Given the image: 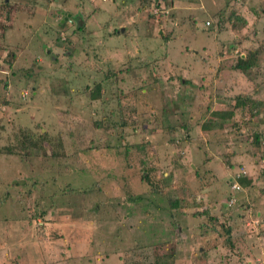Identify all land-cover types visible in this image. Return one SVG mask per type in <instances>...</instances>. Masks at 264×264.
I'll list each match as a JSON object with an SVG mask.
<instances>
[{
    "label": "rangeland",
    "instance_id": "374dc122",
    "mask_svg": "<svg viewBox=\"0 0 264 264\" xmlns=\"http://www.w3.org/2000/svg\"><path fill=\"white\" fill-rule=\"evenodd\" d=\"M156 257L264 264V0H0V264Z\"/></svg>",
    "mask_w": 264,
    "mask_h": 264
},
{
    "label": "trees",
    "instance_id": "16d2710c",
    "mask_svg": "<svg viewBox=\"0 0 264 264\" xmlns=\"http://www.w3.org/2000/svg\"><path fill=\"white\" fill-rule=\"evenodd\" d=\"M63 25L64 24L60 23V24L57 25V27H60L61 28ZM78 29H80V27H78ZM256 51L257 50H251V49H249V50L246 51V54L244 56L241 57L240 55H238L237 58H236V60H235V62H234V64L232 65L233 70L239 71L240 73H243V74H248L249 73L248 71L254 65H257ZM98 87H99V85L98 84H95V86L93 87V89L91 91L92 92L91 95L93 96V98H96L98 96ZM244 99H247V98H245V97H242L241 98V97L236 96L235 101L237 103V106L242 105L245 102ZM249 103H250V107L254 106L253 105V102L251 100L249 101ZM250 109H252V108H250ZM97 125H99V124H97ZM42 136L43 135L40 134L39 137L41 138ZM23 137H24V135L22 134V137L19 140H17V141H19L20 144L22 143V140L21 139ZM24 138H26V137H24ZM252 143H254L255 146L258 145V139H257V135L256 134H253V141H252ZM240 182L241 183L242 182L243 183H247L248 180H247L246 177H243V178L240 179ZM149 187L153 191V186L152 185H149ZM173 203L175 204V202H173ZM214 220H216V219H214ZM221 226H222V224H221ZM222 228H223L224 232L228 235L229 234V228L228 227H223V226H222ZM153 264H162V262H161V260H160L159 257H156L153 260Z\"/></svg>",
    "mask_w": 264,
    "mask_h": 264
},
{
    "label": "water",
    "instance_id": "95a60500",
    "mask_svg": "<svg viewBox=\"0 0 264 264\" xmlns=\"http://www.w3.org/2000/svg\"><path fill=\"white\" fill-rule=\"evenodd\" d=\"M66 17H69V14H66V15L63 17V19H65ZM72 17H73V16H72ZM70 21H71V20L69 19V22H70ZM75 23H76V26H77V23L81 26V24H82V20H81L80 16H77ZM121 30H122V28H121ZM121 30H120V31H121Z\"/></svg>",
    "mask_w": 264,
    "mask_h": 264
},
{
    "label": "flooded vegetation",
    "instance_id": "af4514ba",
    "mask_svg": "<svg viewBox=\"0 0 264 264\" xmlns=\"http://www.w3.org/2000/svg\"><path fill=\"white\" fill-rule=\"evenodd\" d=\"M66 15V14H65ZM77 13L73 15V17H66L64 20H66L67 22H69V19L71 20L69 23H74L75 24V21H76V18H77ZM64 17V16H63Z\"/></svg>",
    "mask_w": 264,
    "mask_h": 264
},
{
    "label": "built area",
    "instance_id": "2783aa9c",
    "mask_svg": "<svg viewBox=\"0 0 264 264\" xmlns=\"http://www.w3.org/2000/svg\"><path fill=\"white\" fill-rule=\"evenodd\" d=\"M208 24V22H206Z\"/></svg>",
    "mask_w": 264,
    "mask_h": 264
}]
</instances>
